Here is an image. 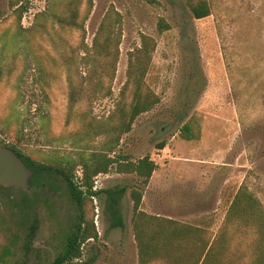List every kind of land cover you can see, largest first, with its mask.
<instances>
[{
  "label": "rangeland",
  "instance_id": "1",
  "mask_svg": "<svg viewBox=\"0 0 264 264\" xmlns=\"http://www.w3.org/2000/svg\"><path fill=\"white\" fill-rule=\"evenodd\" d=\"M195 1L0 0V145L51 169L44 187L26 192L31 214L43 218L44 264L82 213L81 227L92 218L97 238L63 264H264V0H206L210 15L200 19ZM142 36L154 43L143 81L158 102L120 133L129 58ZM185 123L191 140L180 135ZM145 155L157 164L149 186L118 169ZM109 157V171L92 178L96 194L78 207L54 169L80 186L83 162L92 170ZM243 186L259 206L229 216ZM118 187L122 227L101 192ZM133 188L143 192L140 210L159 217L138 220L160 231L144 261Z\"/></svg>",
  "mask_w": 264,
  "mask_h": 264
},
{
  "label": "trees",
  "instance_id": "2",
  "mask_svg": "<svg viewBox=\"0 0 264 264\" xmlns=\"http://www.w3.org/2000/svg\"><path fill=\"white\" fill-rule=\"evenodd\" d=\"M190 11L193 18L200 19L210 15V6L206 0H197L194 3L190 4ZM164 25L165 24L159 23V28L167 29V26ZM141 42V47L137 49L135 53L131 54L129 58L127 70L128 80L126 82V86L131 92V101L128 110L126 112H122L123 119L121 120V124L119 126L120 133L129 132L135 118L140 114L150 110L158 102V97L147 86H145V83L143 81L147 65L150 61V51L154 48V43L153 40L148 36H142ZM180 135L185 140H191L194 138V133L189 123H185L181 127ZM165 145V142L162 141L157 144V148L163 149ZM4 147L13 150L21 158L25 165L31 167L34 164H38L33 160L24 157L15 147ZM114 162V158L110 157L105 161H101L99 159L94 160L95 165L92 170H90L86 162H83L84 172L82 180L80 182V186H77L73 182L70 173H63L61 169L59 170L62 173L65 181L71 186L69 191L71 193V197L74 199V202L78 207L81 206L84 197H92L96 194V191L92 190L93 176L99 173H107L109 171V166H111ZM122 165H124V168H121L123 167ZM31 168L35 176L42 170L38 167ZM156 168L157 164L148 155H145L134 162L131 161L124 164L120 163L118 169L121 172L135 173L140 179L141 184L145 186ZM35 176L30 179L31 183H33ZM81 188L85 189V192H83ZM124 191V188L119 187L101 190V192L105 193L107 208L112 218V223L114 226L118 227H122L124 225V221L120 212V199ZM142 196V189L133 188L130 192V197L133 203L132 207L135 219L134 230L135 237L137 239L139 257L141 261H144L149 254H155L159 249L156 239L159 238L160 231L158 229H153L148 232L146 228L142 227V225L138 222L140 218H142L143 220L146 218L159 220V217L150 216L140 210ZM255 204L259 206L255 197L251 193H249L243 186L239 189V191H237L231 202L229 208V216L230 212L234 214V212L237 213L238 211H240L243 216L244 214L247 217L251 216L253 215ZM83 219L84 216L82 213L79 216V222L76 224V241H74L75 237L68 235L63 251L50 264H63L65 261L78 259L81 256L80 244L87 239L97 238V232L95 230L92 218L90 219L89 224H87L85 227H81ZM165 221L171 224L173 223V221L170 219H166ZM179 231V229L173 227L170 234L176 235L180 233ZM207 245V243L204 244L201 249L202 251L206 250L204 259L208 258L212 249V244L209 247H207Z\"/></svg>",
  "mask_w": 264,
  "mask_h": 264
},
{
  "label": "flooded vegetation",
  "instance_id": "3",
  "mask_svg": "<svg viewBox=\"0 0 264 264\" xmlns=\"http://www.w3.org/2000/svg\"><path fill=\"white\" fill-rule=\"evenodd\" d=\"M26 167L32 171L30 179L35 176L31 167L42 169L36 174L33 183L29 179V187L26 190L17 186L0 185V264H44L45 261L44 240L40 238L43 232L41 227L43 218L38 216L35 218L31 214L30 200L26 192L31 187L38 188V190L44 187L43 181H45L46 172L51 171V169L45 168L43 164H34L31 167L26 165ZM54 170L62 174L59 170ZM63 180L65 181L64 178ZM65 183L69 191L71 186L66 181ZM11 189H15L19 194L10 192ZM48 191L51 189L48 188ZM36 196H38V192ZM70 199L74 202L72 197ZM69 235L75 237L74 241H76V224ZM52 236L56 237L54 231Z\"/></svg>",
  "mask_w": 264,
  "mask_h": 264
},
{
  "label": "water",
  "instance_id": "4",
  "mask_svg": "<svg viewBox=\"0 0 264 264\" xmlns=\"http://www.w3.org/2000/svg\"><path fill=\"white\" fill-rule=\"evenodd\" d=\"M31 176L32 171L21 158L10 148L0 145V185L26 190Z\"/></svg>",
  "mask_w": 264,
  "mask_h": 264
},
{
  "label": "crops",
  "instance_id": "5",
  "mask_svg": "<svg viewBox=\"0 0 264 264\" xmlns=\"http://www.w3.org/2000/svg\"><path fill=\"white\" fill-rule=\"evenodd\" d=\"M156 169H157V168H156ZM156 169L153 171V173H152V175H151V177H150V179H149V181H148V183H147V186L152 185V179H153V176H154V174H155V172H156Z\"/></svg>",
  "mask_w": 264,
  "mask_h": 264
}]
</instances>
